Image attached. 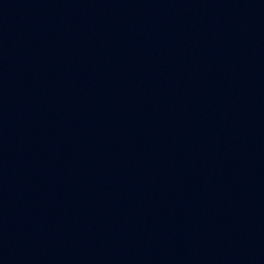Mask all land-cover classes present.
I'll list each match as a JSON object with an SVG mask.
<instances>
[{"label":"water","instance_id":"1","mask_svg":"<svg viewBox=\"0 0 264 264\" xmlns=\"http://www.w3.org/2000/svg\"><path fill=\"white\" fill-rule=\"evenodd\" d=\"M0 264H264V0H0Z\"/></svg>","mask_w":264,"mask_h":264}]
</instances>
